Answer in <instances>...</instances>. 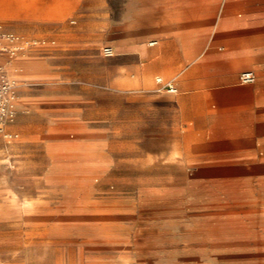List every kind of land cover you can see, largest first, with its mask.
Instances as JSON below:
<instances>
[{"label":"rangeland","instance_id":"1","mask_svg":"<svg viewBox=\"0 0 264 264\" xmlns=\"http://www.w3.org/2000/svg\"><path fill=\"white\" fill-rule=\"evenodd\" d=\"M125 6L139 7L140 0L0 1V27L27 31L0 30L19 38L18 57L41 54L38 38L52 30L57 41L82 46L69 52L59 106L51 104L44 82L12 75L21 106L9 126L22 124L0 135V202L14 208L2 211L0 238L23 246L29 264H264V171H179L141 153H155V146L115 147L106 140L94 149L49 134L60 125L76 131L82 123L108 129L115 109L124 119V99L109 93L103 49L115 46L108 45L109 16ZM96 70L99 82H93ZM56 108L68 114L56 115ZM70 143L82 149L81 157L47 153Z\"/></svg>","mask_w":264,"mask_h":264},{"label":"crops","instance_id":"2","mask_svg":"<svg viewBox=\"0 0 264 264\" xmlns=\"http://www.w3.org/2000/svg\"><path fill=\"white\" fill-rule=\"evenodd\" d=\"M21 28L17 24L12 31L0 30L24 35L27 31ZM107 29L108 45H115L110 46L115 56L109 57V93L124 99V119L115 109L108 129L82 123L76 131L60 125L49 134L94 149L106 140L115 147L155 146V153H141L179 171H264V0H140L139 7L125 6L120 15L111 14ZM56 37L53 30L39 36L42 53L19 57L14 73L44 82L51 104L59 106L65 96L58 89L71 72L69 52L82 46ZM245 71L255 74L253 84L239 82ZM99 80L96 70L93 82ZM166 84L176 91L168 92ZM53 113L65 115L68 110L56 108ZM21 124L8 125L6 131ZM54 152L82 155L76 143L47 148L48 154ZM1 166L0 197L5 194ZM77 170L85 172V166ZM5 205L0 202V221L2 211L14 210ZM22 250L14 240L0 238V264H29L31 254Z\"/></svg>","mask_w":264,"mask_h":264},{"label":"built area","instance_id":"3","mask_svg":"<svg viewBox=\"0 0 264 264\" xmlns=\"http://www.w3.org/2000/svg\"><path fill=\"white\" fill-rule=\"evenodd\" d=\"M19 44V38L14 34L0 31V135L5 132V128L13 121L18 101V85L5 68L2 59L17 56L21 52ZM103 55L109 57L111 54L107 48H104ZM255 79V74L251 71H245L239 75L241 84H253ZM157 82L159 83L160 79H157ZM165 87L170 93L176 91L172 84H166Z\"/></svg>","mask_w":264,"mask_h":264},{"label":"bare ground","instance_id":"4","mask_svg":"<svg viewBox=\"0 0 264 264\" xmlns=\"http://www.w3.org/2000/svg\"><path fill=\"white\" fill-rule=\"evenodd\" d=\"M110 52V56L109 57H113L114 56V50L110 47L107 48ZM19 57L18 56H10V57H6V58H3L2 59V62L5 66V68L10 72L11 76L13 75L14 73V63L16 62V60L18 59ZM25 65V64H24ZM16 106H17V103H16ZM4 136L7 138L9 137V135L7 134H4Z\"/></svg>","mask_w":264,"mask_h":264}]
</instances>
